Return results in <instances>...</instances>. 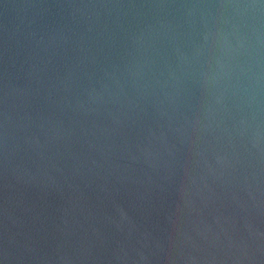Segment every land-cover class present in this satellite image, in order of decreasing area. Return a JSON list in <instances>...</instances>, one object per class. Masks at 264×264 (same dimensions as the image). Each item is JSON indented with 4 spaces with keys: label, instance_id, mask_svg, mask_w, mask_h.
<instances>
[{
    "label": "water",
    "instance_id": "1",
    "mask_svg": "<svg viewBox=\"0 0 264 264\" xmlns=\"http://www.w3.org/2000/svg\"><path fill=\"white\" fill-rule=\"evenodd\" d=\"M0 264H264V0H0Z\"/></svg>",
    "mask_w": 264,
    "mask_h": 264
}]
</instances>
